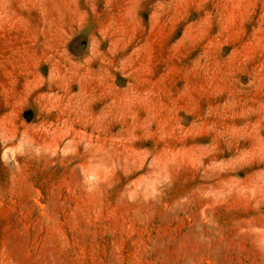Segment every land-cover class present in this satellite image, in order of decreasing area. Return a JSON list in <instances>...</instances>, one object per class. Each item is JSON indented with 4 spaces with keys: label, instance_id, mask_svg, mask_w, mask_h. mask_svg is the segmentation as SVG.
<instances>
[{
    "label": "rangeland",
    "instance_id": "374dc122",
    "mask_svg": "<svg viewBox=\"0 0 264 264\" xmlns=\"http://www.w3.org/2000/svg\"><path fill=\"white\" fill-rule=\"evenodd\" d=\"M0 264H264V0H0Z\"/></svg>",
    "mask_w": 264,
    "mask_h": 264
}]
</instances>
